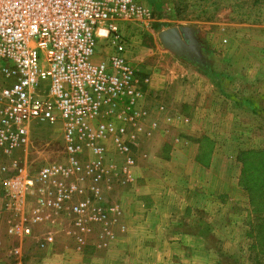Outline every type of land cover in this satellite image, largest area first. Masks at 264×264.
<instances>
[{
    "label": "rangeland",
    "instance_id": "rangeland-1",
    "mask_svg": "<svg viewBox=\"0 0 264 264\" xmlns=\"http://www.w3.org/2000/svg\"><path fill=\"white\" fill-rule=\"evenodd\" d=\"M137 3L146 9L148 18L124 26V55L136 73L146 103L136 123L142 124L144 131L138 129L139 125L130 130L135 137V142L128 147L133 160L130 170L137 175L148 169L151 178L147 181L154 182L155 171L160 168L155 159L182 157L183 161L178 165L190 171L194 168L184 157L200 155L207 160L211 155L207 167L211 178L206 182L205 200L212 203V208L205 211V218L212 223L214 233L205 241L178 242L181 252L175 264H264V249L260 248L263 253L260 252L251 236L247 239L257 215L239 183L243 169L240 155L250 152L264 155V0H137ZM170 28L190 29L200 45L198 51L205 61L200 68L209 72L212 87L211 92L206 91L205 99L203 92L191 93L186 75L175 79L176 74L182 75L185 65H175L179 56L166 49L158 38L160 32ZM105 48L104 42L97 41L90 59L92 64L106 62V53L108 56L110 51L106 48L104 53ZM162 76H165L167 89L162 90L164 93L156 92L154 87L156 79ZM145 77L150 82L144 84ZM161 104L166 108L165 114L156 111ZM156 123L166 127L164 135L157 134ZM104 148V163L114 165L112 170H115L101 185V202L113 208V211H105L108 233L105 225H91L90 232L82 234L67 219L60 217L55 218V222L49 220L34 226L31 237L13 239L8 236V229L17 223L18 215L15 214L18 213L12 210L13 205L7 206L11 205L10 201L0 194V264H26L30 259L41 264L45 256L46 264L127 262V254L118 246L125 243L120 241L125 236L122 235L126 231L125 221L130 217L117 195L125 186L118 175L125 157L110 145ZM61 153L60 132L46 128L32 135L28 150L32 167L61 162ZM145 155L153 160L145 161ZM245 159L248 162V158ZM258 161L259 158L253 159L252 163L257 165ZM144 181L136 179L133 185L136 193L145 190L148 183ZM190 215L198 218L201 213L191 210ZM130 229L125 239L132 251L131 264H145L141 244L132 239L137 235L138 226L133 224ZM196 229L190 226L183 231L194 234ZM46 232H52L54 238L53 244L44 246L48 248L47 253L34 240L35 235ZM101 233L104 234L102 237ZM68 234L72 239L76 235L97 238L99 241L94 244L100 248L85 247L86 256L78 257L76 251L80 248L74 239H67L65 235ZM114 234L118 243L109 257L103 258L108 237ZM238 249L242 252L241 261L219 256L221 251L233 255ZM95 254L103 259L92 261Z\"/></svg>",
    "mask_w": 264,
    "mask_h": 264
},
{
    "label": "built area",
    "instance_id": "built-area-1",
    "mask_svg": "<svg viewBox=\"0 0 264 264\" xmlns=\"http://www.w3.org/2000/svg\"><path fill=\"white\" fill-rule=\"evenodd\" d=\"M147 18L137 0H0V194L18 213L9 237L60 217L82 234L104 225V147L125 157L126 174L144 100L123 29ZM97 41L110 54L92 64ZM46 128L60 132L62 161L32 167V135ZM34 240L54 242L52 232Z\"/></svg>",
    "mask_w": 264,
    "mask_h": 264
},
{
    "label": "crops",
    "instance_id": "crops-1",
    "mask_svg": "<svg viewBox=\"0 0 264 264\" xmlns=\"http://www.w3.org/2000/svg\"><path fill=\"white\" fill-rule=\"evenodd\" d=\"M197 44V51L200 50V45L195 39ZM199 53V51H198ZM200 55V53H199ZM200 61L197 59H189V58H177L175 65L183 66L182 68V75L176 74L175 79L177 78H184L186 75L189 82V87H191V93L198 92L202 94L203 92V99L206 98V91L211 92V79L209 75H207L204 70H202L201 63L205 62L202 56L200 55ZM165 77V76H164ZM162 76L161 79L157 78L155 81V90L156 92H162V90H167L165 87V79ZM147 77L144 78V80ZM198 78V79H196ZM147 82L150 79H146ZM182 81V80H181ZM164 93V92H162ZM147 95V91H145V96ZM208 97L211 95L208 93ZM144 103L145 100L142 102L141 111L144 110ZM158 114H165L166 108L164 105H159L156 109ZM147 116V111H145ZM145 118V117H144ZM179 121L184 123V119L181 116H178ZM145 121V120H144ZM187 123V120L185 119ZM185 123V124H186ZM136 124V128L139 126V130L144 131V126ZM164 127L161 123L155 124V130L157 134L164 135ZM179 142V141H177ZM112 144L109 142L106 146ZM145 155V161L148 162L153 160L151 157L149 159ZM188 163H191V166L194 170H183L182 167L178 165L180 161H183L182 157H173L172 159L168 160H158L155 159L158 164L157 166L160 167L155 171V180L147 181L151 178V175L148 169H144L140 171L137 175L135 173L132 174L130 170L131 167L128 168L126 174H122L121 171L118 173L121 176L122 182L125 185L122 187V191L118 193V197H120V201L123 202L124 206L127 210V216L130 217L125 221V232L122 235H125L121 242H125L124 245H119L118 247L123 248V252L127 255L125 258V264H131V250L127 246L126 237L129 235V231L131 232L130 227L135 224L138 226V231L136 237H133V240H137L139 245L143 248L144 257L143 263L145 264H175L176 259L178 258L181 250L180 244L178 242H189V241H205L209 237L213 236L214 230L211 229L212 223L208 222L205 218V211L212 208V203L207 202L205 200L207 191L205 190L208 185L206 182L211 178L210 171L208 170V165L211 163V155L209 158L203 159L200 155H192L191 157L187 158L184 157ZM207 161V162H206ZM172 167L170 169H165L164 167ZM106 167H109V173L114 172L112 170L114 165L107 164ZM111 167V169H110ZM106 176V177H107ZM117 176V174H115ZM144 179L147 185L144 187V191H138L136 193L134 188V183H136V179ZM135 180V181H134ZM194 198V201H191ZM98 206L102 208V210L107 211L111 208V205L104 204L102 202L98 203ZM115 207V206H114ZM122 207V208H123ZM118 209V206L115 209ZM191 210H198L201 213V216L195 218L190 215ZM135 212V214H134ZM134 214V215H133ZM104 228L106 233H108L107 227L109 225L108 219H106L104 223ZM190 226H194L197 229L195 230L196 233L190 234L188 232L183 231V228H189ZM128 228V231H127ZM105 233V234H106ZM70 234L65 235L67 239L69 238ZM102 234L100 237H102ZM250 234L248 235L249 239ZM72 237L69 238V240ZM75 245L80 248L76 251V256L84 257L86 256L85 247H98L96 245L97 238L93 237H85L83 235H76L74 238ZM72 239V240H73ZM87 242H91L92 246H87ZM108 243L106 244V250L102 253L103 258H108L109 254L112 253V249L118 243L117 237L114 235L108 237ZM88 244V245H90ZM125 246V247H124ZM43 250L47 253L48 248L44 247ZM129 250V251H128ZM220 258L223 257H230L236 259L237 261H241L242 252L238 249L233 255L225 254L224 252L219 253ZM44 257V256H43ZM97 254L91 257L92 261L95 259H100ZM102 258V259H103ZM39 258L36 259L38 261ZM44 260L41 261V264H46L47 257L43 258ZM36 264L33 259L27 261L26 264ZM110 264H120L119 261H113Z\"/></svg>",
    "mask_w": 264,
    "mask_h": 264
},
{
    "label": "trees",
    "instance_id": "trees-1",
    "mask_svg": "<svg viewBox=\"0 0 264 264\" xmlns=\"http://www.w3.org/2000/svg\"><path fill=\"white\" fill-rule=\"evenodd\" d=\"M208 75V71L204 70ZM248 155L247 157H244ZM245 158H248V162ZM259 161L257 165L252 163L253 159ZM264 155L261 152H250L240 155L243 164L241 171L240 186L247 193L249 200L253 203L252 211L256 216L253 225H250V236L256 248L264 249ZM261 248V249H260Z\"/></svg>",
    "mask_w": 264,
    "mask_h": 264
},
{
    "label": "water",
    "instance_id": "water-1",
    "mask_svg": "<svg viewBox=\"0 0 264 264\" xmlns=\"http://www.w3.org/2000/svg\"><path fill=\"white\" fill-rule=\"evenodd\" d=\"M158 38L163 46L179 57L197 59L200 55L197 51L193 33L188 28H170L159 33Z\"/></svg>",
    "mask_w": 264,
    "mask_h": 264
}]
</instances>
